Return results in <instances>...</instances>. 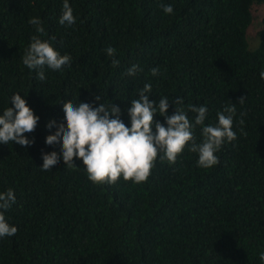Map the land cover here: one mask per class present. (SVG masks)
<instances>
[{
    "label": "trees",
    "instance_id": "1",
    "mask_svg": "<svg viewBox=\"0 0 264 264\" xmlns=\"http://www.w3.org/2000/svg\"><path fill=\"white\" fill-rule=\"evenodd\" d=\"M63 3L0 0V110L19 93L38 117L25 134L30 147L0 144V191L11 188L15 196L4 216L16 228L0 238V264H262L264 0H68L73 29L58 23ZM162 4L173 12L163 13ZM255 5L263 11L258 43L250 47ZM30 17L42 21L37 35L70 58L60 73L45 66L44 81L21 61L36 34ZM108 46L114 57L105 54ZM132 64L140 70L128 76ZM145 83L150 100L204 104L205 124L235 105V139L221 145L215 165L198 167L186 144L171 164L158 153L139 183H93L76 157L74 166L61 160L40 170L42 156L60 157L58 144L44 142L62 126L64 103H112L127 126L129 101ZM153 120L163 123L159 114ZM50 123L56 127L47 131ZM200 127L193 129L197 142Z\"/></svg>",
    "mask_w": 264,
    "mask_h": 264
},
{
    "label": "clouds",
    "instance_id": "2",
    "mask_svg": "<svg viewBox=\"0 0 264 264\" xmlns=\"http://www.w3.org/2000/svg\"><path fill=\"white\" fill-rule=\"evenodd\" d=\"M162 11L171 14V4H162ZM28 23L33 25L36 34L30 37L27 47L21 57L22 64L30 70H36V77L45 80L44 67L52 72L60 73L70 67V58L61 56L47 41L41 39L44 32L39 17H30ZM61 27L73 29L76 20L68 0H64L58 19ZM108 57H114L115 49L108 46L104 49ZM113 66L119 60H111ZM140 69L136 64L130 65L125 74L134 76ZM153 76L159 73L158 67L149 69ZM264 79V69L259 72ZM151 84L145 83L137 90L138 98L129 101L126 109L128 124L120 118V108L112 103H92L79 101L67 102L62 106L63 124L55 134L45 139V146L59 145L60 157L55 153L41 157L40 170L48 172L56 168L62 160L64 165H73V157L81 161L88 180L93 183H113L118 178L131 179L133 183L146 180L150 174L158 153L160 159H166L170 164L177 159L185 145L189 151L197 154L196 164L201 168H209L218 162L216 153L221 145L235 139L232 129L233 103L225 105L216 112V122L205 124L207 107L204 104L184 105L181 97L169 102L168 97L161 96L158 100L148 98ZM100 100V95L94 97ZM243 97L240 98L242 100ZM11 106L0 110V144L9 141L21 146H31V141L25 134H31L38 123L32 109L19 93L10 97ZM175 105L171 114L167 113L169 105ZM188 112L194 115L190 119ZM163 117V123L153 120V115ZM200 127V140L196 141L193 129ZM55 124H49L47 131H52ZM15 202L13 190L8 188L0 191V238L12 237L16 228L10 225L4 216ZM259 260L264 264V250L258 253Z\"/></svg>",
    "mask_w": 264,
    "mask_h": 264
},
{
    "label": "rangeland",
    "instance_id": "3",
    "mask_svg": "<svg viewBox=\"0 0 264 264\" xmlns=\"http://www.w3.org/2000/svg\"><path fill=\"white\" fill-rule=\"evenodd\" d=\"M263 8L260 5L253 7V20L247 33V39L250 47H255L258 43V31L261 27Z\"/></svg>",
    "mask_w": 264,
    "mask_h": 264
}]
</instances>
